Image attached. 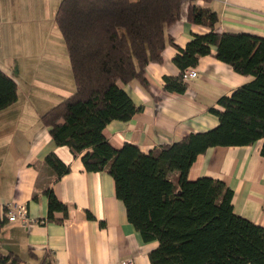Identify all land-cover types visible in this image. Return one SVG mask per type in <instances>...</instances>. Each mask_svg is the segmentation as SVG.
Listing matches in <instances>:
<instances>
[{"label":"trees","instance_id":"trees-1","mask_svg":"<svg viewBox=\"0 0 264 264\" xmlns=\"http://www.w3.org/2000/svg\"><path fill=\"white\" fill-rule=\"evenodd\" d=\"M182 0H60L54 20L70 60L74 91L40 115L57 145L80 154L87 171H106L114 180L115 196L123 202L129 222L143 240H157L148 253L150 264H264V226L235 213L233 189L222 179L188 171L209 147L249 145L262 139L264 156V36L243 31L215 30L218 14L189 0V21L210 28L178 46L173 62L177 75L163 76V89L183 92L182 71L211 53L251 79L229 95L217 98L221 109L209 107L218 123L190 132L143 152L132 142L114 147L104 127L112 120H129L141 110L119 81L133 80L147 91L145 67L162 60V50L174 39L166 28L180 17ZM17 100V83L0 68V110ZM44 163L55 179L70 165L55 152ZM47 218L67 215V206L50 186ZM5 213L7 208L0 209ZM88 217L94 215L87 211ZM0 215V227L3 224ZM0 264H22L0 254ZM41 264H51L50 261Z\"/></svg>","mask_w":264,"mask_h":264},{"label":"crops","instance_id":"crops-1","mask_svg":"<svg viewBox=\"0 0 264 264\" xmlns=\"http://www.w3.org/2000/svg\"><path fill=\"white\" fill-rule=\"evenodd\" d=\"M4 1L0 11L6 17L9 14L6 6L9 8L7 2L10 0ZM14 1L17 0H11V3ZM23 1L26 2L23 5L25 11L31 10L27 7L29 4L34 3L35 6L36 2L39 7V3L42 6V1L45 2L48 15L53 18L60 2ZM195 2L217 12L219 21L215 30L218 32L243 31L264 36V0ZM18 6H22L21 0H18ZM188 6L189 0H182L180 17L166 28V34L174 39L175 44L167 42L162 50V60L151 61L145 67L149 91L137 80L119 81L133 102L142 107L129 120H112L104 127L103 133L114 147H120L127 141L148 152L155 145L212 128L217 125L218 117L209 107L221 109L217 98L231 94L237 86L251 79L250 75L240 74L230 64L217 59L215 46H212L211 53L200 56L193 66L197 75L188 79L183 92L163 89V76L180 72L173 62L177 47H183L193 34H204L210 30L188 20ZM10 17L0 21V68L16 81L17 100L0 110V209L7 203L16 202L24 207L31 220L26 224L19 218L9 220L7 213L0 210L4 220L0 227V254L16 256L22 264H41L43 260L51 264H121L122 259L129 256L134 258L135 264H150L148 253L158 242L143 240L128 221L123 202L115 196L113 177L104 170H85L80 154L74 155L66 145H57L40 121L42 112L70 95L75 88L62 34V39H59L54 26L47 31L39 26L38 32L28 27L15 28L22 17L18 19L15 15V20ZM17 33L30 39L40 33L42 49H48V53H34L29 40L8 47V39ZM4 36L8 53L2 48ZM37 55L41 56L38 63ZM46 80L56 85L50 86ZM53 89L60 100H48L47 105L50 106L40 110L33 94L40 96L41 101L47 99V92ZM261 144L262 139H259L249 145L209 147L196 157L188 177L195 179L208 175L222 179L234 191L235 213L264 226V156L260 153ZM51 151L70 165L69 172L58 179L44 163L45 155ZM47 186L67 206L66 216L62 211H55V219L47 218V197L43 191ZM87 211L94 217H88Z\"/></svg>","mask_w":264,"mask_h":264},{"label":"rangeland","instance_id":"rangeland-1","mask_svg":"<svg viewBox=\"0 0 264 264\" xmlns=\"http://www.w3.org/2000/svg\"><path fill=\"white\" fill-rule=\"evenodd\" d=\"M3 2H5V1L4 0H0V8L3 7V5H2ZM6 2H7V0H6ZM7 3L9 4V8H8V6H6L7 9H8L9 14L5 17V14L2 11H0V17H1L0 21H4V20H6V18H8L10 16H11L10 17L11 20H15V15H16V18H18V19H19V17H22V21L20 23L15 24L14 25L15 28H16V26H18V27L21 26L22 28L28 27V28H32V30L35 29V31H37V32H38V27L39 26H41L43 28V31L44 30L47 31L48 28H50L51 26L52 27L54 26V29H56L58 31L57 35H58L59 39H62V38H60L61 37V33L58 30V27H57V24L55 23L54 18L48 15V10L46 9V3L45 2L42 1V6H40V3H39V7L36 4V2H35V6H34V3H33V5L29 4L27 6L28 9L31 7V10H33V11H31L30 9L28 11L24 10V6L23 5L26 2H24L23 0H21V5H22L21 7L18 6V0L16 2L14 1L13 3H11V0H10ZM43 5H45L44 9H43ZM37 34H39V36L31 38V39L30 38H26V37H21L20 33H17L14 37H13V34H12L11 37L8 39V44H9L8 47H13L15 44H17L20 41L29 40V41H31V45H33V47H34V49H33L34 53H48V49H44V48L42 49V47H43L42 35L40 36V33H36V35ZM24 36H26L25 33H24ZM45 36L48 37L49 34L45 33ZM2 41L4 43V45L2 46L4 52L8 53V48H7V44H6V41H7L6 36H4L2 38ZM0 44H1V38H0ZM15 52H16V50H14L13 53H15ZM64 53H67L65 48H64ZM24 54H26V53H24ZM41 56H42V54H41ZM41 56L37 55V58H36L37 63L39 62V59L41 58ZM49 61H52V60H49ZM36 68L39 69V66H37ZM71 77H72V74H71ZM72 79H73V77H72ZM45 82L48 83V84H51L50 86L56 85V83H54V82H52L50 80H46ZM50 88H52V87H50ZM42 90H44V89H42ZM54 92H55L54 89H53V91H49V93L47 92L48 98L44 99V100H41V101H40V96L36 97L33 94V100L37 101L36 102V106L38 108H40V110L41 109L45 110L47 107L50 106V105H47L48 104V100L51 101V102H53V100H56V101L60 100V97H58V95L56 93H54ZM41 93H43V92H41ZM4 176L6 178L8 177L7 171H5Z\"/></svg>","mask_w":264,"mask_h":264},{"label":"built area","instance_id":"built-area-1","mask_svg":"<svg viewBox=\"0 0 264 264\" xmlns=\"http://www.w3.org/2000/svg\"><path fill=\"white\" fill-rule=\"evenodd\" d=\"M196 75H197V70L194 67H187L186 69L182 71V77L186 80ZM5 206L7 208L5 213H7L6 215L9 220H14V219L19 218L25 224L29 220H31L26 216L24 212V207L19 205L18 203L11 202V203H7ZM121 264H135L134 258L131 256L125 257L122 259Z\"/></svg>","mask_w":264,"mask_h":264}]
</instances>
